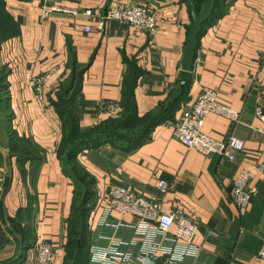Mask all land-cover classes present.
Segmentation results:
<instances>
[{
    "label": "crops",
    "instance_id": "obj_1",
    "mask_svg": "<svg viewBox=\"0 0 264 264\" xmlns=\"http://www.w3.org/2000/svg\"><path fill=\"white\" fill-rule=\"evenodd\" d=\"M117 1L147 5L157 20L155 35L116 20L98 30L99 17ZM43 5L55 10L43 17ZM5 11L15 29L0 43V264H31L39 240L51 244L52 264H63L75 182L62 168L63 134L53 103L70 79L71 59L79 72L75 105L81 129L126 114L125 80L135 82L136 120H142L159 104L170 103L186 76L187 101L206 86L238 113L237 122L208 115L203 132L243 141L232 162L187 148L173 129L179 106L135 148L103 142L79 153L76 162L93 181L89 246L106 245L101 237L132 238L133 230L119 225L134 224L129 215L113 213L108 225L96 224L108 189L120 185L196 221L193 242L199 253L181 264H264L256 257L264 241V127L257 116V110L264 112V0H225L198 39L190 72L181 69L192 26L187 0H5ZM39 77L45 78L41 97L32 82ZM12 137L24 139L14 142L13 152ZM242 171L251 174L245 215H239L230 194ZM159 180L169 184L166 193L159 191ZM128 264L143 263L133 258Z\"/></svg>",
    "mask_w": 264,
    "mask_h": 264
},
{
    "label": "built area",
    "instance_id": "obj_2",
    "mask_svg": "<svg viewBox=\"0 0 264 264\" xmlns=\"http://www.w3.org/2000/svg\"><path fill=\"white\" fill-rule=\"evenodd\" d=\"M54 10V7L47 8L43 5V17ZM84 14L92 17L91 11H85ZM110 20H116L150 36L157 32L156 17L145 4L114 2L106 14L99 17L98 30H103ZM89 31L90 27H85V32ZM32 82L34 90L41 97L45 78L39 77ZM210 114L231 122L238 121V113L218 100L217 91L203 86L192 101H187L181 106L179 116L173 123L175 137L187 148L195 149L203 155H217L232 162L236 153L243 149V141L232 134L224 140L206 135L202 128ZM257 116L264 127V112L257 110ZM250 178V172L242 171L231 183V199L239 215H245L252 199L249 189ZM157 187L161 193H166L170 188L164 180H159ZM113 213L129 215L136 219L132 225L119 223L133 230L132 238L118 240L113 237H101L107 242L106 245H91L87 264H128L133 258L140 259L143 264H153L158 259H162L164 264H181L185 258L197 256L199 253L193 242L198 224L180 209L164 210L160 201L148 199L142 193L114 185L104 196L97 226L108 225ZM53 257L51 244L39 240L35 245L31 264H52ZM256 257L264 261V241Z\"/></svg>",
    "mask_w": 264,
    "mask_h": 264
},
{
    "label": "trees",
    "instance_id": "obj_3",
    "mask_svg": "<svg viewBox=\"0 0 264 264\" xmlns=\"http://www.w3.org/2000/svg\"><path fill=\"white\" fill-rule=\"evenodd\" d=\"M195 4L196 11L201 15L208 7L209 0H187ZM225 0H215L214 9L209 20L203 25L202 31L217 18ZM8 15L5 11V0H0V43L9 32L14 33ZM201 31V33H202ZM200 33V35H201ZM71 76L64 82L57 92L56 101L53 103L61 121L63 134L59 148V157L65 172H71L75 182L73 207L66 220L67 239L64 245L63 264H87L89 259V229L87 219L89 214L88 202L92 196L93 181L88 174L77 164L76 156L84 150L94 148L103 142L114 146L132 149L146 140L148 133L154 125L166 120L168 112L181 107L188 100L191 82L185 76L176 84L172 91L170 103H161L157 108L142 120H136V112L133 98V80H125L122 94L123 105L126 114L119 119H111L92 128L81 129L78 123V115L75 105V96L78 92L79 72L73 59H71ZM14 142H24L23 138H11V148L14 151ZM86 181L87 191L84 193L78 185V179ZM82 199L77 205V195Z\"/></svg>",
    "mask_w": 264,
    "mask_h": 264
},
{
    "label": "water",
    "instance_id": "obj_4",
    "mask_svg": "<svg viewBox=\"0 0 264 264\" xmlns=\"http://www.w3.org/2000/svg\"><path fill=\"white\" fill-rule=\"evenodd\" d=\"M214 5L215 0H209L208 7L201 15H199L196 11L195 4L192 1L189 2L192 26L189 30L187 42L183 50V58L181 61V69L185 72H190L193 68L199 45L198 39L200 37L203 25H205L212 15Z\"/></svg>",
    "mask_w": 264,
    "mask_h": 264
},
{
    "label": "rangeland",
    "instance_id": "obj_5",
    "mask_svg": "<svg viewBox=\"0 0 264 264\" xmlns=\"http://www.w3.org/2000/svg\"><path fill=\"white\" fill-rule=\"evenodd\" d=\"M78 185L81 186V191L83 189L84 193L87 191V187H86V181H84L83 179L81 180L80 178L78 179ZM82 197L80 195V193L77 195V205L78 203L81 201Z\"/></svg>",
    "mask_w": 264,
    "mask_h": 264
}]
</instances>
